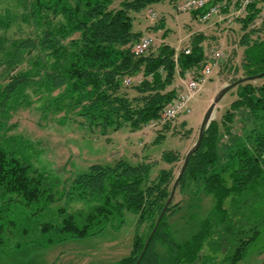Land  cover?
<instances>
[{
    "label": "trees",
    "instance_id": "16d2710c",
    "mask_svg": "<svg viewBox=\"0 0 264 264\" xmlns=\"http://www.w3.org/2000/svg\"><path fill=\"white\" fill-rule=\"evenodd\" d=\"M117 1L120 8L111 9ZM165 1L35 0L23 18L36 26H46L41 33L11 41L0 36V134L7 131L11 112L30 103L31 96L40 97L60 89H64L62 97L69 100L68 108L77 111L89 128H97L102 134L118 131L124 126L138 131L158 119L176 98V91L169 88L177 76H184L206 62L202 46L204 36L194 38L188 55L167 44H162L156 54L141 57L133 54L132 49L141 34L134 32L131 14ZM50 15L54 18L62 16L63 22L52 28L54 19H50ZM252 20L248 17L242 22L243 78L261 76L258 80L263 84L254 86L248 81L238 86V99L231 106L233 113L225 119L226 123H232L234 113L244 110L260 122L259 128L246 136L242 146L231 151L228 163L219 166L221 135L219 126L212 122L200 150L192 156L179 183L181 190L194 186L191 187L193 193L204 190L213 195L216 207L227 217L226 203L234 204L238 195L245 194L249 183L264 175L260 165L264 160V38L258 35L260 30L248 28ZM2 25L4 28L0 30L8 29L11 24ZM161 29H164V19L156 27L157 31ZM73 34H79V40L65 44ZM24 60H28L27 68L18 71ZM138 75L143 77L134 87L139 96L129 99L121 93L123 79ZM163 160L174 165L180 158L168 152L163 154ZM150 174L149 165L132 166L123 160L113 166H91L73 180L65 197L68 203L92 202V208L78 214L60 208V221L56 225L43 224L39 232L54 231L71 238L95 236L114 219H123L127 212L133 213L138 220L131 256L119 264H136L170 196V186L177 179L172 170H161L153 182ZM58 201L52 181L14 152L0 147V232L5 228L3 221L13 225L10 217L19 211L16 204L43 212ZM178 207L177 204L168 208L140 264H160L159 256L153 250L157 241L178 249L165 232L168 226L165 217ZM145 224L149 225L146 236L140 233ZM23 233L27 234L28 230ZM197 237L196 243L187 244L186 252L177 264H204L209 236L201 234ZM241 242L226 256L225 264H237L243 258L244 249L251 241Z\"/></svg>",
    "mask_w": 264,
    "mask_h": 264
},
{
    "label": "rangeland",
    "instance_id": "374dc122",
    "mask_svg": "<svg viewBox=\"0 0 264 264\" xmlns=\"http://www.w3.org/2000/svg\"><path fill=\"white\" fill-rule=\"evenodd\" d=\"M34 2L0 0V28H4L2 24H11L8 29L0 30V36L11 41L40 34L46 26L37 27L34 22L23 18L28 6ZM119 4L115 2L111 9H119ZM149 11L157 14L159 19H152ZM131 16L134 32L141 34V38L150 36L153 39L151 48L144 56L156 54L162 44L178 51L185 50L191 46L194 38L204 36V65L208 64L213 49L219 48L228 57L215 68L205 88L193 97L191 114L169 122L167 128L143 127L133 131L129 126H124L118 131L110 130L102 134L97 128H89L77 111L68 108L69 100L62 97L64 89L44 93L40 97L31 96L30 103L12 111L7 131L0 134V147L14 152L52 181L59 201L43 212L15 205L19 211L10 217L13 225L3 221L5 228L0 232V264H119L130 257L138 220L133 213H125L123 219H114L98 235L85 238H71L54 231L44 234L39 230L45 223L56 225L60 221V208H68L70 213L77 214L81 211L86 213L92 208V202L88 201L68 203L65 194L73 180L93 165L113 166L119 160L132 166L147 164L151 167V182L156 181L161 170H172L176 179L186 155L198 140L207 109L223 88L243 78L244 47L241 46V38L244 32L240 21L226 25L202 24L193 15L177 13L174 2L169 0L153 4ZM49 17L54 19L52 28H57L63 22L62 16ZM161 19H164V29L157 31ZM258 35L264 38L261 31ZM79 38V34H73L65 44ZM27 62L24 60L17 70L27 68ZM128 78L132 79L129 84L125 82ZM142 80V75L125 77L121 93L129 99L138 97L134 87L139 85L136 82ZM176 81L174 85L181 83L179 76ZM262 83V80H257L252 84L260 86ZM172 88L175 87L169 90ZM175 89L181 91L182 87ZM237 99L235 88L216 106L212 116L211 123L219 126L221 135L219 166L228 163L231 151L242 146L246 136L260 125L244 110L235 112L233 122L226 123L225 118L233 113L231 106ZM168 152L178 155L180 160L174 165L167 164L163 154ZM260 165L264 171V160ZM191 187L184 190L177 187L171 205L178 204L179 207L165 217L168 225L165 232L178 249L173 250L158 241L153 245L160 264H177L185 254L187 244L196 243L197 236L201 234L209 236L205 244L204 264H225L226 256L240 246L242 240L251 243L246 246L243 258L237 264H264V175L260 180L249 183L245 194L238 195L234 204L226 203L228 217L216 207L213 195L204 190L193 193ZM225 217V223L221 225ZM26 230L28 233L24 234ZM140 233L146 236L149 225L141 227Z\"/></svg>",
    "mask_w": 264,
    "mask_h": 264
},
{
    "label": "built area",
    "instance_id": "2783aa9c",
    "mask_svg": "<svg viewBox=\"0 0 264 264\" xmlns=\"http://www.w3.org/2000/svg\"><path fill=\"white\" fill-rule=\"evenodd\" d=\"M174 8L177 13L195 15L197 21L202 24L225 23L224 25H226L237 21L242 23L248 17H252L253 20L248 28L264 33V0H175ZM148 14L154 20L159 19V16L153 11H149ZM152 44V37L144 36L134 45L132 52L136 57L144 56ZM181 51L188 55L191 53V46ZM227 57V54L220 51L219 48L213 49L209 60H207L208 64H203L186 72L184 76H179L182 79L180 86L183 90L176 91V98L164 108L159 118L149 122L145 127L150 129L164 127L180 116L190 115V103L193 97L205 88L215 68ZM131 81L132 79L128 78L125 82L129 84ZM136 83L140 84L141 81Z\"/></svg>",
    "mask_w": 264,
    "mask_h": 264
},
{
    "label": "water",
    "instance_id": "95a60500",
    "mask_svg": "<svg viewBox=\"0 0 264 264\" xmlns=\"http://www.w3.org/2000/svg\"><path fill=\"white\" fill-rule=\"evenodd\" d=\"M264 75V74H263ZM261 76H255V77H251V78H242L228 86H226L225 88H223L219 93L218 95L215 97L213 103L209 106V108L207 109L205 115H204V118H203V121L201 123V127H200V131H199V135H198V140L196 142V144L193 146V148L188 152V154L186 155L185 157V160H184V163L182 165V168L180 170V173L177 177V179L175 180L174 184H173V187H172V190H171V193H170V196L155 224V227L153 228L151 234L149 235L145 245H144V249L137 261L136 264H140L141 260L143 259L144 255L146 254V251L155 235V233L157 232L158 228H159V225L164 217V215L166 214L168 208L171 206L173 200H174V197L176 195V191H177V187L179 186V183L181 181V179L183 178L187 168H188V165L190 163V160L192 158L193 155H195L201 148L202 146V142H203V139H204V136H205V132L207 131V129L209 128L210 126V123H211V120H212V116H213V113L215 111V108L216 106L223 100V98L233 89L237 88L238 86L248 82V81H255V80H258L260 79Z\"/></svg>",
    "mask_w": 264,
    "mask_h": 264
},
{
    "label": "crops",
    "instance_id": "0c3cea01",
    "mask_svg": "<svg viewBox=\"0 0 264 264\" xmlns=\"http://www.w3.org/2000/svg\"><path fill=\"white\" fill-rule=\"evenodd\" d=\"M202 31H203V30H202ZM205 35H206V34H205ZM205 41H206V40H205ZM205 41H204V43H205ZM204 43H203V44H204ZM203 44H202V46H203ZM169 46H170V45H169ZM213 74H214V72H213ZM213 74H212V75H213ZM179 81L182 82V79H181L180 77H179ZM255 81H257V80H255ZM259 81H260V80H259ZM176 82H177V81H176ZM176 82H175V83H176ZM253 82H254V81H252V82H250V83L252 84ZM262 84H263V83H262ZM262 84H261V85H262ZM180 85H181V83L178 82L177 84H175V85H173V86L176 88L177 86H180ZM252 85H254V84H252ZM173 86H172V87H173ZM254 86H255V85H254ZM175 88H172V89H174V90L176 91Z\"/></svg>",
    "mask_w": 264,
    "mask_h": 264
}]
</instances>
